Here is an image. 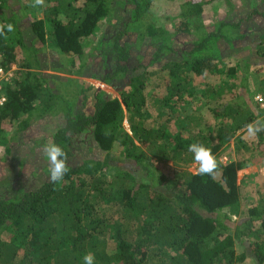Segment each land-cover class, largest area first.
I'll return each instance as SVG.
<instances>
[{
    "label": "trees",
    "instance_id": "obj_1",
    "mask_svg": "<svg viewBox=\"0 0 264 264\" xmlns=\"http://www.w3.org/2000/svg\"><path fill=\"white\" fill-rule=\"evenodd\" d=\"M24 1L0 0V23L15 25L7 39L0 37L3 64L17 67L13 85L6 87L7 103L0 109V147L10 154V143L32 126L36 111L44 106L46 112L36 118L61 115L62 123L48 136L50 143L67 153L70 171L58 184L46 179L14 199H0V239L3 233L15 236L10 242L0 240V264H83L89 252L96 264H241L249 256L256 264H264L263 241L245 246L256 222V237L260 232L264 237V207H252L237 222L233 220L241 206L238 171L257 158L223 161L217 156L231 141L240 154L246 141L239 130L264 117L250 89L245 93L235 89L234 100L213 109L219 121L213 136L194 113L179 119L180 130L172 135L165 125L152 129L146 123L151 115L145 94L150 74L167 71L170 76L166 95L155 98L160 114L164 107L174 114L179 106H190L196 99L216 101L224 96L219 86H190V74L202 76L215 60H223L220 43L232 48L234 40L245 35L235 32L240 21L219 20L210 30L203 19V0H179L178 11L167 15L157 13L159 0H45V6L34 7L43 17L33 19ZM220 1L230 13L232 0ZM262 3L255 0L257 7L247 17L264 16L258 9ZM115 7H129L130 13L124 20H112L119 29L109 39L110 53L102 40L96 43V48L104 49L101 72L89 67L85 40L100 32L101 21L111 19ZM132 32L156 45L149 61L158 65L155 70H147L148 64L141 62L132 65ZM180 34L193 40L179 54L168 40ZM257 37L255 56L264 60V33ZM48 46L64 56L61 63L48 67ZM243 60L245 68L252 66L250 60ZM111 61L115 64L109 70L105 64ZM139 68L144 69L136 74ZM235 71L234 67L227 72ZM58 73L99 79L113 88L119 87L115 79H127L130 89H117L121 97H112L103 89L85 87L78 79L62 83ZM242 78L241 84L248 87L247 75ZM65 84L70 87L67 94L61 90ZM90 91L94 93L88 104ZM15 122L17 130L9 138L6 125ZM81 134L92 135L96 148L90 147L86 157L80 158L74 139ZM256 138L264 145V132ZM196 142L217 157L214 178L184 170L181 182L170 181L156 161L187 168L194 160L187 146ZM236 240L245 247L240 254L234 248Z\"/></svg>",
    "mask_w": 264,
    "mask_h": 264
},
{
    "label": "rangeland",
    "instance_id": "obj_2",
    "mask_svg": "<svg viewBox=\"0 0 264 264\" xmlns=\"http://www.w3.org/2000/svg\"><path fill=\"white\" fill-rule=\"evenodd\" d=\"M206 2L204 6L203 19L208 28L212 30L214 24L219 20H229L238 22L240 21V26L236 29V33L245 34L244 37L238 40H234V46L232 48L227 47V43H220L221 48H224L223 60H215L212 64V68L205 71L206 73L202 76L191 75L189 85H196L200 88H205L207 86H213V88L219 86L225 90L224 96L216 101H207L205 99H196L190 106L184 108V106H179L174 114H171L168 108L164 107L163 114L158 109V104L155 103V98L166 95L167 86L170 82V76L167 71H160V73L150 74L147 80V88L145 89V94L148 98L147 109L150 112V116L147 118V125L152 129H158L162 125L167 126L165 131L169 134H175L180 130L178 121L179 119H186L192 113L197 114L202 121V127L205 129L207 134L211 136L216 135L219 121L217 120V114L213 111L214 108H223L225 103L231 102L235 97V89L250 91L256 95L260 90L259 88H264V60L256 55L255 43L258 40L257 34L264 33V16L261 14H253L251 18H248V14L253 11L255 0H232L233 6H230V13L226 12L225 5L220 0H216L210 3L208 0H203ZM81 2V0H80ZM33 0H25L24 6H28V15L30 19L42 18L43 13L34 9ZM179 0H159L156 3L155 9L157 13L162 14H174L178 11ZM21 7H19L20 9ZM229 9V8H228ZM264 12V4H260L258 7ZM129 7H115L114 14L111 19H106L101 21V30L92 39L85 40L86 44V61L89 63V67L97 69L98 71L104 72L102 66L104 65V49L96 48V43L98 41H103L105 50L107 53V47L110 48L109 39L113 38L119 29V27L112 23V20L121 21L129 16ZM166 22V20H165ZM130 45L133 49V56L131 58L132 65H137L139 62L142 64H148L147 70H155L158 67L157 64H149V61L156 49V45L151 44L152 40L150 38L143 37L140 39L136 32H132L129 38ZM193 36H187L186 34H180L176 37L172 36L168 42L171 43L174 49L179 52V54L187 50L192 45ZM151 44V45H150ZM226 48V49H225ZM173 55V54H172ZM63 55L57 56L54 48L51 46L47 47V58L48 67L52 64L61 63ZM171 58V56L167 57ZM243 58H247L252 63V66L245 68V61ZM249 58V59H248ZM115 62L106 63V67L109 70L114 66ZM16 67V66H15ZM236 68L234 74H230L229 68ZM17 69V67H16ZM144 68H139L135 70L136 74L143 71ZM246 69V70H245ZM60 76V81L62 83L67 82L68 78L78 79L83 81L85 87H97L100 90H104L108 96H118L121 94L117 89L129 90L130 86L126 84L127 79H115L114 82L117 88L104 83L101 80H94L87 78V76H76L73 74L58 73ZM134 74V72H131ZM247 75L248 87L241 84L242 77ZM248 88V89H247ZM70 87L64 85L61 90L64 94L70 92ZM243 91V93H245ZM93 91L88 92V104L92 102ZM187 99L189 98L186 95ZM255 96H252L254 100ZM253 101L251 103L253 104ZM183 105V104H181ZM44 106L40 110L36 111L34 117V123L25 132H19L15 139L10 143L12 145V151L10 154H6L4 147H0V199H14L17 195L23 191H28L37 188L41 185L44 180L49 179V164L45 159L43 153V146L45 144H50V137L48 134L56 124H61V115L57 113H49L45 118H36L37 114L40 112L45 113ZM54 111V108H53ZM41 113V114H42ZM38 116V115H37ZM226 121L227 118H224ZM61 122V123H59ZM125 123V122H124ZM17 123H8L7 135L8 137H13L17 130ZM128 127V124L125 123ZM193 125V124H192ZM243 129L239 130L242 132ZM257 138H247L245 139V147H242V151L238 154L235 151L234 142L231 141L229 146H223L220 148L217 156L220 160L226 161L228 158H257L253 162L246 166L244 169L238 171V183L240 184L241 191V206L237 209L238 213L233 215L234 222H237L240 215H245L247 211L252 207H259L262 209L264 207V145L259 143ZM74 146L76 149V157H86L91 148H96V142L94 141L92 135L85 136L83 134L79 135L74 139ZM145 150L147 148L143 147ZM120 151L116 148V152ZM157 166L161 169L162 173L170 179V181L182 180V171L186 170L190 173L198 172V165L193 163L187 168H180L173 164V162H162L156 161ZM120 206H118L119 208ZM117 208V206H114ZM254 233L248 234L245 238L249 248L253 242L263 241L261 232L256 237L259 231V224L256 222L253 224ZM233 234V232H232ZM15 236L9 233H3L1 239L6 242H10ZM15 239V238H14ZM264 246V244H263ZM234 248L237 254L243 252L245 247L239 242H234ZM249 254L250 251L248 250ZM241 264H256L253 257L249 256Z\"/></svg>",
    "mask_w": 264,
    "mask_h": 264
},
{
    "label": "clouds",
    "instance_id": "obj_3",
    "mask_svg": "<svg viewBox=\"0 0 264 264\" xmlns=\"http://www.w3.org/2000/svg\"><path fill=\"white\" fill-rule=\"evenodd\" d=\"M45 6V0H33V7ZM15 32V25L12 23H0V37L8 38L9 33ZM245 139L255 138L259 133L264 132V117H258L245 125L242 130ZM187 151L193 154L194 163L198 165V174L209 177L215 176L219 169V162L212 150L203 144L196 142L187 146ZM45 159L49 164V180L53 184L63 181L65 175L70 171L68 155L64 149L56 144L50 143L43 146ZM83 264H96L95 255L91 252L83 257Z\"/></svg>",
    "mask_w": 264,
    "mask_h": 264
},
{
    "label": "built area",
    "instance_id": "obj_4",
    "mask_svg": "<svg viewBox=\"0 0 264 264\" xmlns=\"http://www.w3.org/2000/svg\"><path fill=\"white\" fill-rule=\"evenodd\" d=\"M4 58L0 52V109L3 108L8 100L6 87L13 85L14 72L16 70L15 64L6 66L3 64ZM255 102L261 110H264V89L258 92L254 97Z\"/></svg>",
    "mask_w": 264,
    "mask_h": 264
}]
</instances>
